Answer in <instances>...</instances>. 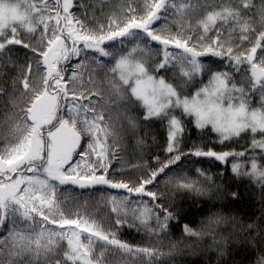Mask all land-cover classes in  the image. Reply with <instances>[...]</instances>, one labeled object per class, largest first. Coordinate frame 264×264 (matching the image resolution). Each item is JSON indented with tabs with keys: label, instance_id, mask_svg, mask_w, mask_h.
I'll return each mask as SVG.
<instances>
[{
	"label": "snow or ice",
	"instance_id": "snow-or-ice-1",
	"mask_svg": "<svg viewBox=\"0 0 264 264\" xmlns=\"http://www.w3.org/2000/svg\"><path fill=\"white\" fill-rule=\"evenodd\" d=\"M253 8L260 30L249 15ZM162 19L169 23L158 25ZM18 48L27 50L23 60ZM176 69L184 87L205 74L207 83L186 95L165 78ZM253 95H259L257 107ZM4 97L13 111L4 122L10 139L0 150V264H116L115 257L122 264H157L171 252L130 244L120 229L168 231L177 215L162 202L160 183L174 192L238 199V191L217 185L202 169L197 178L176 169L185 157L225 163L248 154L199 146L184 151V117L197 130L210 128L221 144L250 133V150L264 153V0L258 8L254 0H143L142 7L131 0L115 7L112 0H0ZM121 107L127 130L139 126L128 114L135 107L143 109V121L165 126L163 158L129 162L127 172L113 167L121 136L113 112ZM231 171L264 191V165L255 157L250 169L233 162ZM66 185L120 190L106 201L114 223L105 227L86 212L66 211L58 194ZM229 220L235 217L208 218L216 225ZM183 231L205 234L187 224Z\"/></svg>",
	"mask_w": 264,
	"mask_h": 264
},
{
	"label": "trees",
	"instance_id": "trees-1",
	"mask_svg": "<svg viewBox=\"0 0 264 264\" xmlns=\"http://www.w3.org/2000/svg\"><path fill=\"white\" fill-rule=\"evenodd\" d=\"M128 2L129 0H124L125 6ZM131 2L133 6L139 4L142 7L143 5V0H131ZM216 2L220 3L221 0H216ZM119 3L120 0H112V7ZM254 3L258 8L261 0H254ZM105 10L107 11L108 8L106 7ZM255 13L256 8H253L249 15L252 17V23L257 30H260V18ZM97 15H99V8L97 9ZM166 23H169V20L162 19L157 22L161 26ZM193 23H195V20H193ZM170 27L173 31L177 29L175 24H170ZM26 51L18 48L15 55L23 60V53ZM259 55L260 50H258ZM178 73V69L169 70L165 78L175 84L182 93L189 96L198 87L202 86L201 81L207 83L208 80V74H205L197 77L193 84L184 87L180 84ZM11 78V75L7 77L9 90H11ZM236 80L241 82L238 74ZM104 87L107 89L106 83ZM106 95H108L107 91ZM7 100V97L0 99V150L4 148L10 139H5L8 126L4 122L13 110ZM251 105L253 107L260 105L259 95L251 97ZM113 108H116L115 104H113ZM122 113V107L119 113L117 111L113 112L117 131L121 133L119 158L113 161V167L121 169L123 166L124 171L127 172L129 162H151V158L157 155L163 158L165 155L163 148L166 143L165 126L160 121H143V109L135 107L128 113L138 118L139 126L133 132L127 130L128 122ZM118 115L119 118L117 119ZM190 120L191 118L184 119L186 131L181 145L184 151L188 152L194 146H199L204 149L211 148L215 151L240 152L247 150L248 154L245 157L229 159L224 164L200 157H185L184 163L176 169L177 173L197 178L196 169H202L213 177L217 185L222 184L230 192L238 191L240 193L239 198L232 200L231 197H228L221 200L216 198L215 192L211 196H198L185 191L174 192L171 186L160 183L156 187L161 193H164L162 202L177 215V219L170 222L168 231L160 235H151L143 229L137 231L136 227L129 228L125 226L120 229L119 236L122 240L133 245L156 248L166 254L171 252V255L163 256L157 264H258L261 257H264V191L247 177L237 178L233 176L231 167L233 162H239L244 168L250 169V161L253 157L264 165V154L257 150L255 152L250 150V133L242 134L240 138H234L225 142V144H221L214 133L208 129L204 131L195 129ZM141 139L143 144H138L137 141ZM113 175L115 178H121L119 173H113ZM123 178L127 179L128 177L125 175ZM199 179L203 178L200 177ZM109 193L120 195L121 191L108 189L106 186L79 189L78 187L66 185L61 186L58 194L61 201L64 202L66 211L79 210L82 213L86 212L88 215L102 221L105 227H108L110 223H114V219H109L110 206L106 203ZM144 199L147 200L148 198ZM214 213L226 217H235V220H229L227 224H210L208 218ZM250 223L257 227L251 230L247 229V225ZM185 224L193 230H203L205 234L202 238L187 236L183 231ZM222 251L223 255H221ZM109 259L112 260L113 258L109 257ZM114 259L116 264H122L119 257Z\"/></svg>",
	"mask_w": 264,
	"mask_h": 264
},
{
	"label": "rangeland",
	"instance_id": "rangeland-1",
	"mask_svg": "<svg viewBox=\"0 0 264 264\" xmlns=\"http://www.w3.org/2000/svg\"><path fill=\"white\" fill-rule=\"evenodd\" d=\"M175 51V50H174ZM179 114V113H178ZM187 118H190V117H184V119H187ZM208 130H210V128H208ZM215 134V133H214ZM216 135V134H215ZM259 138H260V136H259V134L257 135ZM258 138V139H259ZM257 151L258 152H260L258 149H257ZM262 154H264V153H262ZM200 158H205V159H210V160H213L214 162H216V163H219V164H224V163H221V162H219V161H216V160H214L213 158H207V157H200ZM237 158H241V157H237ZM77 159H79V157H77ZM229 159H236V158H234V157H229L228 158V160ZM98 186H100V185H98ZM66 245V244H65Z\"/></svg>",
	"mask_w": 264,
	"mask_h": 264
}]
</instances>
